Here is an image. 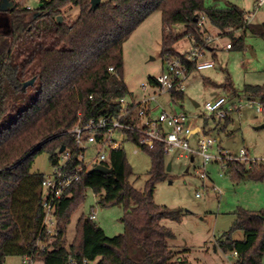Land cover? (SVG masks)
I'll use <instances>...</instances> for the list:
<instances>
[{
	"label": "trees",
	"instance_id": "1",
	"mask_svg": "<svg viewBox=\"0 0 264 264\" xmlns=\"http://www.w3.org/2000/svg\"><path fill=\"white\" fill-rule=\"evenodd\" d=\"M41 4L27 11L14 3L0 31V119L17 115L0 128V264L8 257L44 264H66L70 257L96 264H190L170 247L176 236L163 225L164 221L180 223L186 214L154 202L156 185L167 176L162 145L144 150L151 156L152 167L143 191L130 182L134 172L124 148L110 153L112 173L84 175L57 207L61 233L52 242L43 229L45 174L33 171L35 158L46 153L54 166L61 149L73 147L69 131L78 121L120 112L115 101L129 96L124 82V45L153 14L162 17L164 62L176 58L186 62L177 45L185 39L204 45L206 24L231 39L230 50H243L248 32L264 37V24L249 23L243 9L234 4L209 8L205 0H107L95 12L91 0H41ZM73 7L80 9V15L70 23L64 16ZM59 16L64 18L62 23H58ZM236 31L243 35L236 37ZM195 70V64H188L190 74ZM32 79L29 94L23 85ZM244 92L264 104V86H248ZM171 98L176 104L185 95L172 91ZM211 119L222 133L234 123L231 114L225 120ZM129 140H134L132 134ZM226 170L234 182L264 181V161H231ZM89 189L99 197L101 207H123L125 233L110 238L95 221L83 217L67 247L68 226ZM237 231L243 232V240L233 239ZM223 237L220 248L224 254H236L235 264H264L263 210H241L231 232ZM38 242L46 245L45 251Z\"/></svg>",
	"mask_w": 264,
	"mask_h": 264
},
{
	"label": "rangeland",
	"instance_id": "2",
	"mask_svg": "<svg viewBox=\"0 0 264 264\" xmlns=\"http://www.w3.org/2000/svg\"><path fill=\"white\" fill-rule=\"evenodd\" d=\"M106 2L107 0H102ZM209 8H226L234 4L250 16L253 25L264 24V6L256 8L258 0H205ZM34 8L41 7V0H28ZM80 15V9L73 7L65 14L67 22L75 23ZM208 38L213 39L210 48L199 59V63L213 62L211 67L198 68L183 82V101L172 102L171 93H157L150 87V79L157 78L164 70L165 63L162 56V17L160 13L150 16L124 45V82L129 97L137 100L154 96L151 102L153 117L160 112L184 113L188 115L191 124L199 127L203 134H194L189 143L190 148L197 152L198 139L204 136L205 130H212L211 136L216 142L210 153L216 155L218 150L238 155L241 149H246L257 163L264 161V114H259L256 106H248L245 88L248 86H264V37L255 36L248 32L244 36L243 50H228L226 46L231 39L213 26L206 24ZM3 31V28L0 29ZM236 37L242 36L241 31L234 32ZM189 39L177 45L180 53L188 51ZM212 49V50H211ZM146 85V91L142 88ZM33 86L28 87L29 94ZM230 88L237 94L230 93ZM225 97L227 105L240 107L239 114H231L234 123L226 133L218 132L210 115L205 110L209 102ZM198 105V106H196ZM17 115L0 119V128L4 123L14 121ZM207 135V134H205ZM124 149L127 161L134 174L130 182L134 187L143 191L149 179L152 167L151 156L143 151L134 153L136 146L125 143ZM182 154V156H181ZM91 158V155H88ZM171 163V170L167 171L166 179L156 185L154 202L172 210H183L186 214L182 222L164 221L163 225L170 228L176 239L169 242L170 247L182 253L190 264H235L236 255L224 254L220 244L224 235L231 232L238 213L241 210L264 211V181L242 180L234 182L231 174L226 170V164L212 161L204 168L203 159L197 153L174 151L166 157V165ZM53 164L49 155L42 153L35 158L33 171L49 175ZM200 173H205L202 179ZM92 190H87L84 201L72 216L68 226L65 241L69 247L77 232V225L81 218H88L95 210V223L101 227L110 238L125 233L122 221L124 209L121 206L101 207ZM244 234L237 231L234 240H243ZM27 258L8 257L5 264H30ZM32 264H44L41 261Z\"/></svg>",
	"mask_w": 264,
	"mask_h": 264
},
{
	"label": "built area",
	"instance_id": "3",
	"mask_svg": "<svg viewBox=\"0 0 264 264\" xmlns=\"http://www.w3.org/2000/svg\"><path fill=\"white\" fill-rule=\"evenodd\" d=\"M16 6H23L27 11H33L28 0H13ZM264 6V0H258L256 8ZM250 16L245 19L250 23ZM204 23L202 19L200 25ZM213 39L207 38L204 45H198L193 39H189L188 51L183 53L186 62L181 58L169 60L165 63V67L161 75L154 78L150 82V87L155 88L157 93H171L172 91H183V82L190 75L188 64H195L198 68L211 67L213 62L207 61L199 63V59L205 55V51L210 48ZM231 49V44L226 46ZM113 71V68H110ZM146 91L147 86L142 85ZM154 96L143 97L141 100H135L129 97H122L115 101L120 107V112L110 116L100 118H92L87 122L78 121V123L69 131L72 138L73 147H66L63 152H59L57 162L53 166V170L49 175H45L42 181L43 190V210L44 232L49 236L50 242L56 239L61 228L58 222L57 207L62 201L66 192L81 178L92 172L98 166L112 168L110 153L112 151L124 148L125 143L132 142L137 154L145 149H154L157 145L163 146V152L166 157L176 150L183 152H192L199 154L203 159L204 168L212 161L227 163L231 161H239L247 164H255L256 160L252 159L248 150L241 149L238 155L229 154L222 150H218L216 155L210 153L215 145V140L208 135L198 139L199 151L195 152L190 148L189 140L194 134H203L199 127H194L188 115L184 113H168L160 112L153 117V112L158 107L153 108L152 101ZM247 105L256 106L259 114H264V104L260 100L253 98L250 94H246ZM227 105V99L222 97L215 102H209L205 105V110L210 115L208 118H217L225 120L230 114H239L240 107L237 105ZM129 134L133 135L134 140H129ZM135 137L138 142L135 141ZM91 155V158L88 155ZM182 156V154H181ZM202 179L206 178L205 173H200ZM97 213L92 211L88 217L89 220L95 221ZM37 246L41 251L46 250V245L38 242ZM236 255V254H235ZM27 262L33 263L32 258H28ZM66 264H96L88 259H76L70 257Z\"/></svg>",
	"mask_w": 264,
	"mask_h": 264
},
{
	"label": "water",
	"instance_id": "4",
	"mask_svg": "<svg viewBox=\"0 0 264 264\" xmlns=\"http://www.w3.org/2000/svg\"><path fill=\"white\" fill-rule=\"evenodd\" d=\"M102 3V0H91V10L92 11H97V9L100 7ZM15 8V5H14V2L12 0H0V12L2 14H7V12L13 10ZM64 20V18L62 16H59L58 17V23H62ZM4 21H7V19H5ZM197 21V19H196ZM5 24V23H4ZM34 82L35 80L32 79L28 82H26L24 85H23V90H26L28 89V87L30 86H34ZM198 106V105H196ZM260 129L264 128V124L262 126L259 127ZM135 141L138 142V139L135 137ZM65 150V148H62L60 152H63ZM171 163H169V165L167 166V171L169 172L171 170ZM93 171H98V172H101L103 174H110L113 172V169L112 168H107V167H104V166H98L96 167Z\"/></svg>",
	"mask_w": 264,
	"mask_h": 264
},
{
	"label": "flooded vegetation",
	"instance_id": "5",
	"mask_svg": "<svg viewBox=\"0 0 264 264\" xmlns=\"http://www.w3.org/2000/svg\"><path fill=\"white\" fill-rule=\"evenodd\" d=\"M6 19V15L5 14H2L0 12V29L4 28L5 24H6V21H4ZM5 23V24H4Z\"/></svg>",
	"mask_w": 264,
	"mask_h": 264
},
{
	"label": "crops",
	"instance_id": "6",
	"mask_svg": "<svg viewBox=\"0 0 264 264\" xmlns=\"http://www.w3.org/2000/svg\"><path fill=\"white\" fill-rule=\"evenodd\" d=\"M211 50H212V49H211ZM130 97L133 98V99H135V100H137L136 98H134V96H130ZM141 99H142V98H141ZM141 99H140V100H141Z\"/></svg>",
	"mask_w": 264,
	"mask_h": 264
}]
</instances>
